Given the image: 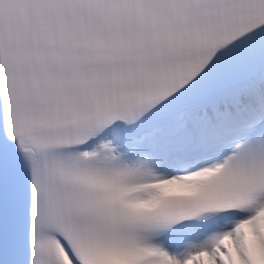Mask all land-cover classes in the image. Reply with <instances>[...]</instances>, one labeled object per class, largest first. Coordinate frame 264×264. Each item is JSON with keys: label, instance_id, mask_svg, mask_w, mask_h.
Returning a JSON list of instances; mask_svg holds the SVG:
<instances>
[{"label": "snow or ice", "instance_id": "obj_1", "mask_svg": "<svg viewBox=\"0 0 264 264\" xmlns=\"http://www.w3.org/2000/svg\"><path fill=\"white\" fill-rule=\"evenodd\" d=\"M0 264H264V0H0Z\"/></svg>", "mask_w": 264, "mask_h": 264}]
</instances>
